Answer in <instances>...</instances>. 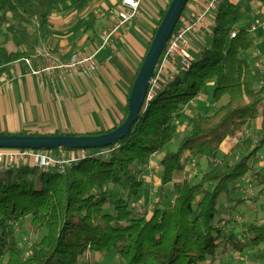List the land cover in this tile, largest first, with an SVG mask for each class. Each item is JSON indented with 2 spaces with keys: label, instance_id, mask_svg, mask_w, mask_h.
<instances>
[{
  "label": "trees",
  "instance_id": "1",
  "mask_svg": "<svg viewBox=\"0 0 264 264\" xmlns=\"http://www.w3.org/2000/svg\"><path fill=\"white\" fill-rule=\"evenodd\" d=\"M94 1L0 0V37L7 24L17 47L9 51L0 42V77L9 73L13 63L29 56V51L18 49L31 42L21 27L35 24L40 32L57 8L68 14ZM168 6L159 13L158 26ZM239 18V8L227 0L215 19L210 45L187 71L155 93L130 132L104 148L110 150L105 157L88 156L64 172H43L22 162L0 173V259L5 258V264H81L86 252L110 251L125 264H208L222 244L236 252L261 247L255 255L264 260V222L246 225L248 242L215 224L219 197L228 193L231 183L252 172L264 186V174L250 166L264 137L240 139L196 184L178 180L185 170L186 153L211 160L221 144L241 135L250 121L262 117L264 128V85L259 90L249 85L250 67L241 53L251 49L253 41L247 29L234 30ZM94 24L90 13L86 30L93 31ZM233 31L235 37H231ZM210 82L214 102L226 101L211 115H194L177 148L164 152L179 130L174 120ZM130 92L122 123L128 115ZM162 152L160 182L162 187L173 184L172 205L167 210L155 206L149 218L137 217L130 201L138 198L143 182L135 174V163ZM110 186L126 190V197L108 191ZM27 218L28 230L43 236L25 256L15 225Z\"/></svg>",
  "mask_w": 264,
  "mask_h": 264
},
{
  "label": "crops",
  "instance_id": "2",
  "mask_svg": "<svg viewBox=\"0 0 264 264\" xmlns=\"http://www.w3.org/2000/svg\"><path fill=\"white\" fill-rule=\"evenodd\" d=\"M228 1L238 7L244 0ZM158 2L162 6L164 0ZM202 2L203 0H194L192 4L186 6L179 23L187 22ZM120 3L121 0H95L90 8L69 14H51L47 26L39 32L40 36L31 39L29 46L18 49L29 51L28 57L31 58L34 67L40 62L34 57L35 51L42 47L49 48L63 61L69 60L73 55L91 54V48L99 44V31L112 25ZM111 8L113 9L110 10ZM108 11L110 16L104 14ZM90 13L95 17L93 31L86 30ZM84 14H88L85 27L79 28ZM133 24L134 21L121 31L123 38L119 42H115V45L113 43L111 48L103 49L95 56L93 69L86 68L77 72H42L37 75L31 72L22 59L13 63L9 73H5L6 78L0 77V135L9 133L46 136L62 135L66 132L87 135L104 133L119 127L126 116L128 95L140 67L138 58L141 55L143 59L146 53L138 38L131 34ZM206 32L211 38L210 23L190 36V48L194 54L202 50ZM129 58L133 61H129ZM172 70L173 68L168 66L160 75V81L167 80ZM262 120V117H259L250 121L244 131L247 132L251 126L258 124L263 131ZM234 139H226L220 148L227 144L224 149L227 153L235 144ZM157 156L158 154L154 158ZM152 160L149 158L137 162L135 166H147L150 175H153L155 170L150 166ZM219 160L218 158L216 162ZM4 165L5 161L0 160V173L4 171ZM209 260L212 258L207 260L208 264ZM260 262L264 264V260Z\"/></svg>",
  "mask_w": 264,
  "mask_h": 264
},
{
  "label": "rangeland",
  "instance_id": "3",
  "mask_svg": "<svg viewBox=\"0 0 264 264\" xmlns=\"http://www.w3.org/2000/svg\"><path fill=\"white\" fill-rule=\"evenodd\" d=\"M193 2L194 0H190L187 4V7ZM169 4L170 0H164L162 6L159 4L158 0L142 1L138 12V17L134 20V24L131 27V34L136 36L141 42L142 49L146 50L148 45L151 44L153 31L158 28L160 18L159 13L163 11ZM91 5H88L85 8H90ZM238 7L241 19H239V21L235 23V25L237 24V26L234 25V30H237V28L239 27L249 28L251 25L257 26L260 22H262L264 0H244L243 3H240ZM112 9L113 8H111L110 10ZM108 12H105L104 14H106V16H110V11ZM55 13L60 14V9L57 8ZM87 18L88 14H84L79 23V28L85 27ZM10 23L16 25V23L13 21H10ZM7 27V24L3 27V34L0 37V42L4 44V46L9 51H15L17 47L13 41V35L7 31ZM38 29L39 28H37L35 24H32L27 29H24L23 27L20 28V30L23 31L31 39L38 38L40 36ZM89 33L91 34V32ZM250 37L253 41V46L248 51L243 52V54L241 53V57L247 61L250 67V87L254 90H259L264 85V71L256 66V62L259 60V54L264 57V33L261 29L258 28L253 34L250 35ZM122 38L123 33L121 32L120 37L116 38L113 42L114 45L116 44L115 42H119V40ZM210 42L211 38L209 36V33L206 32L203 39L202 50L196 54H194L192 50L190 51V53L192 52L191 56L193 60L198 59V56L204 50H206V48L210 45ZM113 43L106 48H111ZM100 45L101 39L97 47L91 48L92 53L97 51ZM102 51L103 50L101 49L98 53ZM136 51L138 52L137 49ZM128 60L133 61L131 58H129ZM141 61L142 57L140 55L137 62H139L140 64ZM158 81L160 87L159 90L167 87L165 79H163L162 81H160L159 79ZM212 92L213 82H210L203 90H201V92L193 101L189 102L183 107L180 118L174 120V123L178 126L179 129L178 133L173 141L164 150V152H166L167 150L174 151L177 148L181 138L187 134L189 122L194 115H211L219 108V106H221V104L226 101V98H224L220 102L215 103L212 97ZM64 134L67 135L72 133L66 132ZM4 135L11 134L4 133ZM247 136L253 137L257 140L258 138L264 137V130L262 131L261 128H259V124L251 126L247 132L243 131V133L241 135H238L233 141H235L236 143L240 141V139ZM225 147H227V144L224 146V148H220L211 160H206L204 158H194L186 153L184 157L185 170L184 173L180 176L182 178H179L178 180H187L192 184H196L199 181L201 174L205 170H207L213 162H216L218 158L221 159L224 156V154L226 153L224 150ZM164 152L159 153L158 156L156 158H152L153 160L152 162H150V166H153L152 168L155 170L153 175H150V171L147 170V166H135V174L138 179L143 182V188L138 198L132 199L130 201V209L137 217L149 218L155 206H158L160 209L167 210L172 205V201L174 199L173 184H168L162 187L160 182L162 174V166L160 161L161 156ZM54 155L57 156L55 153ZM256 155H258V157L254 156L251 159L250 166L253 171L264 174V143L261 145ZM2 160H4V158H2ZM263 188V185H259L257 183L252 172L249 173L245 178L238 179L231 183L228 193L223 194L219 197L217 207L218 215L215 218V224L221 227V229L224 230L226 234L234 233L235 236L239 238V241L248 242L249 237L245 234L246 225L249 223L262 224L264 222ZM108 191L113 192L117 197H126V190L122 188H113L110 186ZM28 224L29 218L22 220L15 225L16 237L19 241L21 250H23V252L25 253V256L28 255L32 244L40 240V238L43 236V233H31L28 230ZM259 249H261V247L256 248L253 246H248L244 251L236 252L227 247L223 248L222 244V246L218 250L217 255L211 261L209 260V264H263L262 262H260L262 260L257 258V256L255 255ZM0 264H5V258L0 259ZM81 264L125 263L118 258L114 251H110L104 253L98 252L95 254L86 252L84 259L81 261Z\"/></svg>",
  "mask_w": 264,
  "mask_h": 264
},
{
  "label": "built area",
  "instance_id": "4",
  "mask_svg": "<svg viewBox=\"0 0 264 264\" xmlns=\"http://www.w3.org/2000/svg\"><path fill=\"white\" fill-rule=\"evenodd\" d=\"M142 1L143 0H121L120 7L115 12L114 22L100 32L99 37L101 39V45L97 51L88 55H73L69 60L63 61L49 48L42 47L35 51L34 57L40 61L37 67L32 65V60L29 57L23 58L22 61L29 67L33 74L37 75L42 72H77L85 68L93 69L95 67V56L98 52L112 44L116 38H119L121 31L138 17ZM226 1L227 0H203L198 10L187 22L176 25L154 68L153 75L149 79L145 107L160 89L158 80L168 66L172 67L173 70L167 77L166 85L173 82L176 77L191 67L193 58L190 53V36L197 33L209 23L210 28L213 29L215 19ZM258 28L264 33V21L260 22L257 26L251 25L247 31L249 35H251ZM235 34L236 32L233 31L231 37H235ZM258 57L259 60L256 62V66L264 71V57L260 54ZM1 77L6 78V75L3 74ZM53 152L57 156H55ZM109 153V149H101L94 153L89 150H67L65 148L56 150L14 149L0 150V160L4 158L5 170L15 168L20 162H28L36 169L43 172L50 170L64 172L73 164L78 163L88 156L105 157ZM155 156L156 154L154 153L150 158H154Z\"/></svg>",
  "mask_w": 264,
  "mask_h": 264
},
{
  "label": "water",
  "instance_id": "5",
  "mask_svg": "<svg viewBox=\"0 0 264 264\" xmlns=\"http://www.w3.org/2000/svg\"><path fill=\"white\" fill-rule=\"evenodd\" d=\"M189 0H171L131 88L128 115L116 129L100 135H0V150L104 149L123 139L145 107L148 82Z\"/></svg>",
  "mask_w": 264,
  "mask_h": 264
}]
</instances>
